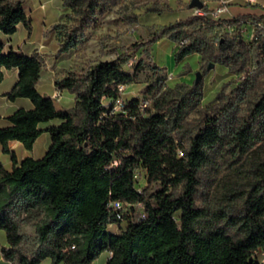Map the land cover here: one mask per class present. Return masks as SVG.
Masks as SVG:
<instances>
[{
    "label": "trees",
    "instance_id": "16d2710c",
    "mask_svg": "<svg viewBox=\"0 0 264 264\" xmlns=\"http://www.w3.org/2000/svg\"><path fill=\"white\" fill-rule=\"evenodd\" d=\"M113 1L64 0V5L81 16L83 29L92 12ZM262 18L264 13L219 20L192 15L155 31L150 42L164 36L177 42V62L202 53L230 68L240 61L238 72L247 71L252 50L264 63V36L257 27L248 42L241 27ZM20 23L31 28L23 1L0 0V31L12 34ZM191 25L234 26L238 33L227 32L215 46L187 29ZM76 41L70 34L64 47ZM140 66L126 71L117 57L82 74L68 73L55 85L75 94L74 106L58 108L38 90L41 57L6 49L0 39V82L4 69H18L5 95L12 101L29 98L33 105L0 114L3 151L10 152V140L31 149L43 132L51 135L39 158L19 161L11 153V169L0 159V229L8 242L1 253L6 261L39 264L50 258L53 264H90L107 250L111 254L105 264H264L258 260L264 247V90L246 114L237 117V106L228 103L224 113L209 115L185 143L184 120L200 100L201 84L175 96H155L151 85L144 91L150 98L144 109L141 98L133 97L114 110L119 85L134 82ZM240 84L243 94L248 81ZM55 119L60 122L41 126ZM221 163L242 173L241 187L211 209L198 203L199 174L208 167L218 172ZM139 168L147 181L140 191L134 178ZM116 200L130 203L135 214L118 217L111 205ZM34 212H43L45 219L36 227L40 247L27 256L19 249L24 236L17 219Z\"/></svg>",
    "mask_w": 264,
    "mask_h": 264
},
{
    "label": "rangeland",
    "instance_id": "374dc122",
    "mask_svg": "<svg viewBox=\"0 0 264 264\" xmlns=\"http://www.w3.org/2000/svg\"><path fill=\"white\" fill-rule=\"evenodd\" d=\"M22 1L31 28L20 23L14 34H11L12 39L9 38L10 34L1 31L0 39L5 42L6 49L11 46L23 52L37 53L41 57L39 91L52 95L58 108L72 109L75 94L66 90L59 91L55 85L56 80L70 72L85 73L100 61L122 57V67L129 72H134L135 67L141 63L135 81L125 86L127 98L146 99L148 94L144 91L151 85L155 87V96L162 93L175 96L178 91H189L195 84H201L200 100L189 110L184 120L182 134L187 143L188 138L209 115L224 113L225 108L229 107L228 103L237 106V117L244 115L264 90V63L257 60L256 50L249 54L247 71L238 72L240 61H234L230 68L210 60L206 54L192 53L177 62V42L166 36L150 42L155 31L192 16L193 0H114L92 12L83 29L80 28L81 16L65 6L64 0ZM200 1L208 8L216 7L219 3V0ZM232 11L237 13L244 10L234 6ZM251 28L247 27L245 32ZM187 29L197 32L215 46L228 32L225 25H191ZM73 33L77 41L66 49L64 45ZM237 33L236 30L230 35L235 36ZM9 75H12V72H9ZM12 80L13 77L7 75L1 87L10 89L14 84ZM242 80L248 81V87L240 94ZM147 99L150 102V98ZM20 100L31 104L29 98ZM14 109V105L7 102L0 105L2 114H10ZM59 122V119H55L42 122L41 125ZM6 123L5 120L2 121V124ZM50 143L51 135L45 131L31 149L21 142L10 140V152H4L0 148V155L10 167L11 153H14L17 159L26 155L39 158L47 151ZM233 166L221 163L218 172L210 167L200 172L199 204L211 209L216 208L230 195L233 188L241 187L238 182L242 180L243 175L238 171L233 173ZM139 179L142 189L147 181L142 176ZM139 211L142 212V209L139 208ZM133 212L131 208V216L135 214ZM42 219H45L43 212L29 215L23 213L17 219L19 230L24 236L19 249L27 256L35 255L40 247L36 227ZM3 246H8V242L6 232L0 229V260L3 259ZM258 256V260L264 262V247L258 251Z\"/></svg>",
    "mask_w": 264,
    "mask_h": 264
},
{
    "label": "built area",
    "instance_id": "2783aa9c",
    "mask_svg": "<svg viewBox=\"0 0 264 264\" xmlns=\"http://www.w3.org/2000/svg\"><path fill=\"white\" fill-rule=\"evenodd\" d=\"M247 2H254L255 0H245ZM229 1L228 0H219V3L216 7L213 8H208L206 7L205 4H203L201 7L195 6L193 7V15H200V16H204L206 18H211L214 20H219L222 19L224 17H234L235 14H233L230 10L229 7ZM252 27L250 31L245 32L247 27ZM259 28L261 33L264 36V18L255 21L252 19H249L247 21V23H244L242 25V37L248 41V40H253L255 38V30L256 28ZM228 33L231 34L233 32H235L236 28L234 26H228ZM125 86L126 85H119V91H120V95L118 97H116L112 102L114 104V110H121L123 109L124 105L126 104V100L127 97L125 96ZM140 106L144 109L148 104H149V100L146 98H142L140 101ZM140 176H142V178H146V172L144 169L139 168L135 171L134 174V178H135V182H136V187L137 189L140 191L142 190L140 187ZM112 207L113 209L116 211V214L118 215V217H122L125 214L131 215V208L132 205L128 202H122L119 200L113 201L112 202ZM111 254V252H109Z\"/></svg>",
    "mask_w": 264,
    "mask_h": 264
},
{
    "label": "crops",
    "instance_id": "0c3cea01",
    "mask_svg": "<svg viewBox=\"0 0 264 264\" xmlns=\"http://www.w3.org/2000/svg\"><path fill=\"white\" fill-rule=\"evenodd\" d=\"M229 1V7H230V10H231V12L233 13V14H235V15H237V14H241V13H255V14H258V15H260V14H263L264 13V0H255L254 2H247V1H245V0H228ZM238 7V8H240V9H242V10H244V11H239V12H237V13H234L233 11H232V8L233 7ZM14 34V33H13ZM12 34V35H13ZM11 34L9 35L10 37V39H12V36ZM3 41V40H2ZM4 42V41H3ZM5 43V42H4ZM11 47V46H10ZM5 48H6V46H5ZM15 49V48H14ZM15 50H17V49H15ZM25 52V51H24ZM25 53H27V54H31V53H29V52H25ZM9 72H12V75H9ZM10 76V78H11V76L13 77V83L15 84V82L17 81V79H18V69L17 68H12V69H9V70H5L4 71V79L2 80V82L0 83V105L2 104V103H4V102H7V104H13L14 105V107H15V109H14V111L17 109V108H19V107H25V108H31L33 105H32V102H31V104H29V103H27V101H25V100H20V99H22V98H24V97H19V98H17V99H15L14 101H12V100H10L6 95H5V93H7L8 91H10V89L12 88V86L14 85H12L11 86V88L10 89H8V88H5V87H1L2 86V84H3V82H4V80H5V78H6V76ZM37 87H38V90H39V81H38V83H37ZM42 93V92H41ZM43 94H46V95H48L46 92H43ZM49 96V95H48ZM51 97H52V95H50ZM20 100V101H19ZM13 102V103H12ZM20 102V103H19ZM12 113V112H11ZM10 113V114H11ZM3 117H5V116H7V115H9V114H2V113H0ZM49 125V124H48ZM42 126V125H41ZM47 126V125H46ZM46 126H44V127H46ZM13 142H17V143H20L19 141H17V140H12ZM0 148L2 149V145H1V143H0ZM45 154V153H44ZM26 156H31V155H26ZM26 156H24L23 158H25ZM33 157V156H32ZM23 158H21V159H18L19 161L20 160H22ZM0 159L3 161V163H4V165H5V167L7 168V169H11L12 168V166H13V164H11V166L10 167H8L7 165H6V163L4 162V160L2 159V157H1V155H0ZM12 162V161H11ZM110 257V253H109V251H105V252H102L100 255H99V257L97 258V259H95L93 262H91L90 264H105L106 263V261H107V259ZM0 264H12L11 262H8V261H6L4 258L2 259L1 258V260H0ZM39 264H53L52 263V261H51V259L50 258H44Z\"/></svg>",
    "mask_w": 264,
    "mask_h": 264
},
{
    "label": "water",
    "instance_id": "95a60500",
    "mask_svg": "<svg viewBox=\"0 0 264 264\" xmlns=\"http://www.w3.org/2000/svg\"><path fill=\"white\" fill-rule=\"evenodd\" d=\"M203 5L202 1L200 0H193L192 1V6L195 7V6H198V7H201ZM213 65V64H211Z\"/></svg>",
    "mask_w": 264,
    "mask_h": 264
}]
</instances>
